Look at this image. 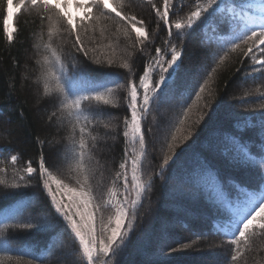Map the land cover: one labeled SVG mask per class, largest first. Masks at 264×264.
<instances>
[{
    "label": "snow or ice",
    "instance_id": "snow-or-ice-1",
    "mask_svg": "<svg viewBox=\"0 0 264 264\" xmlns=\"http://www.w3.org/2000/svg\"><path fill=\"white\" fill-rule=\"evenodd\" d=\"M146 2L153 6L155 15L165 26L168 37L165 43L170 50V58L163 63H149L138 83L131 79V63L126 60L120 65L130 74L125 97L128 115L122 121L125 155L119 164L121 171L116 174L106 199H98L91 183L95 169L87 143V139L95 141L97 137L86 129L93 121L103 119L105 115L112 118L104 108L119 107V98L115 93L125 85L115 74L90 75L84 68L77 66L75 57L69 71L57 49L52 46V39L61 31L74 36V51L103 66L101 61L89 56L90 49L82 41L81 32L87 34L91 30L94 33L103 22L118 18V23L130 26L129 31L135 33L136 41L143 44L148 40L144 22L135 15L124 12L123 0H18L15 8L14 0H6L7 15L3 19V31L9 43L13 41L15 27L9 25L8 21L13 19L14 11L20 13L26 3L36 10L42 21L48 23L47 40L38 46L43 48L42 58L37 61L41 69L40 80L44 95L49 97L60 112L58 119L61 124L66 122L70 127L69 144L52 160V164L64 165L69 172L75 173L73 179L79 186V191L69 188L52 175L46 167L43 152L38 167H33L31 161L23 169L14 167L11 181L7 179V168L0 167V174H4L0 176V185L11 189L30 188L34 186L30 179H35V186L43 194L18 193L9 204L3 203L10 199L8 196H0V252L7 253L10 250L15 243L16 232L41 230L50 221H55L60 233L54 235L67 234L75 247L78 259L73 264H113L116 257L126 250L136 226L137 212L143 206L145 193L153 184L150 175L146 180L142 179L141 170L148 155L146 135L152 134V128L145 127L150 111L154 106L169 103L178 97L190 103L194 96L199 101L200 94L205 92L206 80L198 84L192 92L179 82L181 64L178 62L181 60L182 49L178 50L177 45L172 42L174 33L177 41H183L194 26L204 29L215 20L221 32L230 33L215 37L224 52L219 57L220 64L229 52L240 49L241 45H247L249 53L253 47L264 52V48H260V45H264V0H205L203 4L197 0L194 9L181 18H176L172 0H162V8L156 7L152 0ZM70 4L77 9H85L83 16L75 22L73 15L67 10ZM104 31L101 26V34ZM41 39L43 40V33ZM205 42L210 40L206 39ZM155 51L159 54L161 49L157 48ZM251 59L252 63L259 65L253 71L261 73L260 78L264 79V59L255 55ZM112 63L109 60L107 66L110 67ZM261 95L264 96V93ZM260 107L264 109V104ZM182 108L184 111L179 127L174 129L170 134V141L166 142L167 151L161 160L158 179L164 181L166 174L169 182L179 179L181 185L195 189L192 193L193 199L205 196L212 202L218 214L212 221L213 234L223 235L230 240L233 246L230 261L236 264L244 254L242 243L244 247H248V240L256 229L264 233V111L256 117L236 116L231 129L213 128L200 143L199 150H196L197 141H193L177 154V134L186 132L183 140L187 141L192 132L191 128L184 127L192 109L187 103ZM56 114V111L51 113L52 116ZM202 119L203 113L195 123L199 124ZM104 127L108 129L109 125L105 124ZM253 129L256 130L260 145V151L255 154L251 148L253 142L246 140L243 135ZM18 158L14 149L0 148V160L7 159L15 166ZM129 165L134 192L131 200L127 175ZM224 165L248 170L250 175L246 181L237 180L233 176L224 178L221 176V167ZM121 179L123 192L119 195L122 199H118L116 180ZM225 181L235 189L231 197L224 193ZM173 191L183 194L180 187ZM65 193L75 195L65 198ZM104 208L110 209L108 216L102 213ZM176 251L175 247L165 249L164 255L167 257ZM18 256L22 258L23 252ZM3 258L11 260L12 256L5 255ZM44 259L43 255L35 256L29 260V264H33V260H39L43 264Z\"/></svg>",
    "mask_w": 264,
    "mask_h": 264
},
{
    "label": "trees",
    "instance_id": "trees-1",
    "mask_svg": "<svg viewBox=\"0 0 264 264\" xmlns=\"http://www.w3.org/2000/svg\"><path fill=\"white\" fill-rule=\"evenodd\" d=\"M196 2L197 0H172L173 10L177 13L176 18H181L194 9ZM199 2L203 4L205 0H199ZM123 3L125 13L143 20L144 29L148 32V40L140 44L136 41L135 33L129 31L130 26L120 25L118 18L103 22L102 25L97 26L94 33L91 30L87 34L81 32L82 41L90 49L89 56L101 61L103 66L93 63L92 60L83 57L82 53L74 51L72 47L74 36L61 31L52 39V46L57 49L69 71L72 68L73 57H75L77 66L84 68L90 75L115 74L125 85L115 93L119 98V107L104 108V111L110 113L112 118L105 115L103 119L93 121L86 129L97 137L95 141L87 139V143L95 169L91 183L98 199L100 197L106 199L116 174L121 171L119 164L125 155L122 121L128 115L125 97L130 74L120 65L126 60L131 63L133 68L131 79L138 83L139 77L143 75L149 63L159 59L162 55L170 57V50L165 43L168 39L167 31L163 22L155 15L153 6L146 0H123ZM152 3L162 8V0H152ZM0 5H2L0 6V148L14 149L19 157L15 166L7 159L0 160V167L7 168V179L11 181L14 167L23 169L29 161L33 167H38L40 155L43 152L46 167L56 179L63 182H69L70 178L71 181L75 180L73 177L76 174L65 169L66 166H53L52 164V160L69 144L70 127L66 122L61 124L58 119L60 112L57 111V106L52 104L49 97L44 95L40 80L41 69L37 61L42 58L43 48L38 46L47 40L48 23L42 21L37 13L24 14L27 9L25 5L14 18V38L9 43L3 31V19L7 15L6 0H0ZM101 26L105 29L103 34L100 32ZM41 33H43V40ZM219 35H230V33L221 32L215 20L204 29L194 26L192 32L183 41H177L174 33L172 42L177 45L178 50L182 49L179 61L181 64L179 82L192 92L198 84L206 80L205 92L200 94L201 100L199 101H196L194 96L190 103L178 97L169 103L154 106L150 111L145 127L150 126L152 134L146 135L148 155L141 170L142 179L146 180L150 175L153 184L151 189L145 193L143 206L137 212L136 226L131 233L126 250L116 257L113 264H161L156 261L158 256L151 254L154 246L153 240L160 232L162 220H170V218L176 219L185 228L183 231L180 229L175 231L174 235H177L173 238V245H177L178 241L182 247L188 245L186 248L197 250L205 256H208L207 252H214L210 260L218 259L219 264H232L230 255L233 246L230 240L223 235L213 234L212 221L218 214L212 202L205 196L193 199L192 193L195 189L188 188L187 185L182 186L184 190L179 200L171 202L168 200V195L172 183L167 180V174L164 181L159 180L157 176L162 157L167 151L166 142L170 141V134L174 132V129L179 127V120L184 111L182 105L187 103L192 109L184 126L185 129L191 128L192 132L187 141L183 140L186 132L177 134L179 145L176 148L177 154L193 141H197L196 150H199L200 143L213 128L231 129L236 116L256 117L264 111L260 107L264 104V96L261 95L264 93V79L260 78L261 73L253 71L259 68V65L252 63L251 59L253 55L264 59V52H259L253 47L252 52L249 53L247 52L248 46L241 45L240 49L229 52L227 58L220 64L219 57L224 52L215 40V37ZM206 39L210 42H205ZM133 44L135 47H132ZM157 48L161 49L159 54L155 51ZM260 48H264V45H260ZM200 59L205 61L206 67L195 81L184 85L181 81L189 64ZM109 60L113 61L110 67L107 66ZM32 77L39 88L32 83ZM155 79L154 77L153 80ZM54 111L57 113L56 116L51 115ZM201 113H203V119L197 124L195 122ZM105 124L109 125L108 129L104 127ZM109 129H111L110 132ZM106 132H109L108 136H105ZM243 135L246 140L253 142L251 145L253 153H258L260 145L256 130L246 131ZM54 142L56 145H53ZM128 147L130 157L131 145ZM169 167H171V162ZM3 175L0 174V176ZM127 175L128 189H133L131 171L127 170ZM249 175L250 172L245 169L231 168L227 165L221 167V176L224 178L233 176L237 180L246 181ZM25 178L29 179L27 176ZM30 183L34 186L20 189L0 185V196L6 195L10 198L4 200L3 203L9 204L18 193L43 195L40 193V188L35 186L37 184L35 179H30ZM122 184V179L116 180V189ZM234 191L235 189L225 181V195L231 197ZM117 192L119 199L120 190L117 189ZM187 206L193 209L196 206L195 213L201 214L205 229L195 234L188 233L194 229L196 223L189 222L190 219L186 220L188 219L185 212ZM101 211L105 216L110 214L108 208ZM162 229L167 235L170 234V231ZM54 233H60V228L55 221H50L41 230L16 232L15 243L10 250L7 253L0 252V264H29L30 259L40 255L45 257L43 264H73L78 259V255L68 235H54ZM169 247L167 244L158 250L164 255V250ZM67 249L71 251V256L67 254ZM242 249L244 254L236 264H264V233L258 229L254 230L248 240V247H244L242 243ZM21 252H23V257L19 258L18 254ZM5 255L12 256V259L3 258ZM33 264H40V261L33 260Z\"/></svg>",
    "mask_w": 264,
    "mask_h": 264
},
{
    "label": "rangeland",
    "instance_id": "rangeland-1",
    "mask_svg": "<svg viewBox=\"0 0 264 264\" xmlns=\"http://www.w3.org/2000/svg\"><path fill=\"white\" fill-rule=\"evenodd\" d=\"M17 3H18V0H14V8H15ZM25 5H27V9L24 11V14L37 13L36 10L31 9L27 3ZM67 10L73 15L74 22L76 21V19L83 16L84 11H85V9H77L74 5H71V4ZM16 15H17V13L14 11L13 19L8 21L9 25L13 26L14 18ZM107 42L111 43L110 41H107ZM191 44L193 45V42H191ZM103 46H105V45H103ZM102 52H100V53H102ZM169 58L170 57L168 55L160 56L159 59L157 58L155 61H157L158 63H163V62L167 61V59H169ZM154 66H156V64H154ZM205 67H206V63L203 59L194 60L193 62H191L189 64L188 70L185 73V75H183L181 82L185 85V84H188L190 82L195 81L200 76L201 72L204 70ZM154 77L156 78L155 73L153 74V78ZM31 80H32V83L34 84V86L39 88L37 83H35V80H33V77ZM178 99H181V98H178ZM53 145H56V142H54ZM65 169H66V167H65ZM127 170L131 171V168L128 167ZM67 180H68V178H67ZM68 181L69 182H64V183L67 184L69 186V188L76 189V191L78 192L79 186L76 184L75 180L71 181V178H70ZM171 183H172V188L169 191L170 193L168 195V200L171 202L176 201V200L178 201L180 198L181 192L173 191V189H175L177 187L182 188L183 185L180 184L179 180H173V181H171ZM53 187H55V185H53ZM187 187L189 188V186H187ZM117 189L120 190L119 194L122 193L123 192V184L118 186ZM132 190H133L132 188L129 189V199L130 200L133 198L134 192ZM183 190L184 189L182 188V191ZM69 195H75V194L74 193H65V198H67V196H69ZM119 199H122L121 195L119 196ZM195 207L193 209L190 206H187L185 209L186 218H188L186 220L189 221V219H190L189 222H195L196 223V226L193 227L194 229L192 231L191 230L189 232L187 231L188 233H191V234L192 233L195 234L197 231L205 229V224L203 223V220L201 218V214H199L198 212L195 213ZM161 224H162V227H161L158 235L153 240L154 246H153V250L151 251V254H154V256L155 255L158 256L156 261L161 262V264H219L220 263L218 259L217 260H210V259H212L211 257H213L212 255L214 254V252H212V251H210L212 253L207 252L208 256H205V254H202L201 252H199L197 250H190V249L186 248L185 246L182 247V245H180V243L178 241H177V245H173L174 244V243H172L173 238L176 237V235H177V234L174 235L175 231H177L179 229L183 231V229H185L179 223V221H177L176 219H171V218H170V220L164 219V220H162ZM162 228L170 231V234L167 235V233H165ZM167 244H169V246H170L169 249L172 247H175V248H177V251L174 253H170V255L165 257V255H162V253H160L159 252L160 250H158V249H160L161 247H163ZM66 252L69 256H71L72 253L69 249H67ZM152 264H154V263H152Z\"/></svg>",
    "mask_w": 264,
    "mask_h": 264
}]
</instances>
